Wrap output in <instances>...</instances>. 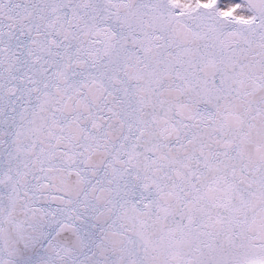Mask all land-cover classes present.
<instances>
[{"label": "snow or ice", "instance_id": "6c2138e0", "mask_svg": "<svg viewBox=\"0 0 264 264\" xmlns=\"http://www.w3.org/2000/svg\"><path fill=\"white\" fill-rule=\"evenodd\" d=\"M0 264H264V0H0Z\"/></svg>", "mask_w": 264, "mask_h": 264}]
</instances>
